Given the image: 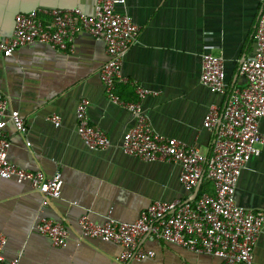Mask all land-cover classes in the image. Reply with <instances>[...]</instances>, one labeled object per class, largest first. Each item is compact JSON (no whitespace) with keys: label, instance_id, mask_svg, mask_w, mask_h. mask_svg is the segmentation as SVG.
Instances as JSON below:
<instances>
[{"label":"crops","instance_id":"0c3cea01","mask_svg":"<svg viewBox=\"0 0 264 264\" xmlns=\"http://www.w3.org/2000/svg\"><path fill=\"white\" fill-rule=\"evenodd\" d=\"M94 3L0 0V39L12 34L18 13L46 8L77 9L91 15ZM263 5L264 0H125L121 11L132 16L140 31L138 42L125 55L122 74L127 83L119 86L118 96L135 101V85L158 93L141 102L152 128L208 155L213 133L203 127L204 117L210 107L222 109L229 93L245 87L238 67L254 53L253 33ZM205 51L223 59L224 95L210 92L200 82ZM106 60L104 43L86 33L77 34L67 52L33 44L0 60V93L27 126L22 135L6 124L8 162L25 171H42L48 178L60 173L63 181L60 198L44 206L41 194L29 183L0 179V233L7 241V259L18 258V264H120L121 247L78 239L83 215L102 224L111 211L116 221L131 223L155 201L194 198V191L180 184L178 166L144 162L120 150L123 135L136 117L107 98L99 77ZM83 99L88 101L89 122L110 140L104 150H89L76 133L75 109ZM51 115L60 117L58 125L47 119ZM259 130L264 138V117ZM201 189L212 193L207 181H202ZM235 201L264 213V144L242 169ZM39 219L69 228L65 247H53L35 232ZM139 246L154 255L130 264H222L217 257L148 237ZM254 264H264V227L255 246Z\"/></svg>","mask_w":264,"mask_h":264},{"label":"built area","instance_id":"2783aa9c","mask_svg":"<svg viewBox=\"0 0 264 264\" xmlns=\"http://www.w3.org/2000/svg\"><path fill=\"white\" fill-rule=\"evenodd\" d=\"M124 5L125 0H95L91 15L77 9L46 8L18 13L14 17L12 34L0 39V60L33 44L67 52L79 33L102 41L107 60L99 77L104 92L110 102L136 117L134 125L123 135L119 146L122 153L144 162L174 164L179 168V182L185 190L192 192L202 181H207L212 193L203 192L200 196L197 193L186 202L155 201L131 223L116 221L111 211L102 224H95L83 215L78 221V239L99 240L121 247L120 264L154 255L139 246L145 237L217 257L222 264H254L264 213L239 206L235 192L245 164L260 154V146L264 144L259 130L264 117V5L253 33L254 53L238 67V73L246 80L245 87L229 93L222 109L210 107L204 117L203 127L213 133L208 155L179 139L160 135L152 128L142 112L141 102L146 96L158 93L135 85V101H125L118 96L119 86L127 83L122 74L125 55L138 42L140 31L132 16L121 11ZM200 82L212 93L224 95L227 92L221 57L209 51L201 54ZM87 107L86 99L76 106V133L89 150H104L110 146V140L99 127L89 122ZM47 119L55 125L60 123L58 115ZM7 123L26 135L23 117L0 93V179L29 183L41 194L44 206L60 198L63 184L60 173L48 178L42 171H25L8 162L10 142L4 133ZM34 230L56 248L65 247L71 235L67 226L47 219H39ZM6 243L5 236L0 233V264H18V258L4 256Z\"/></svg>","mask_w":264,"mask_h":264},{"label":"water","instance_id":"95a60500","mask_svg":"<svg viewBox=\"0 0 264 264\" xmlns=\"http://www.w3.org/2000/svg\"><path fill=\"white\" fill-rule=\"evenodd\" d=\"M199 187H200V185H198V186L196 187V189L194 190V195H193V197H195V196L197 195V193H198V191H199Z\"/></svg>","mask_w":264,"mask_h":264},{"label":"trees","instance_id":"16d2710c","mask_svg":"<svg viewBox=\"0 0 264 264\" xmlns=\"http://www.w3.org/2000/svg\"><path fill=\"white\" fill-rule=\"evenodd\" d=\"M204 191L201 189L199 192H198V195L197 196H200Z\"/></svg>","mask_w":264,"mask_h":264}]
</instances>
